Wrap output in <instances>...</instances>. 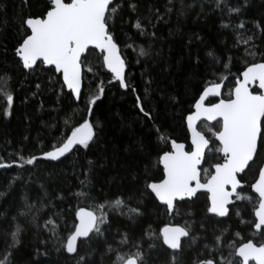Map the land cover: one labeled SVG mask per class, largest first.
Returning a JSON list of instances; mask_svg holds the SVG:
<instances>
[{"label": "snow or ice", "instance_id": "snow-or-ice-1", "mask_svg": "<svg viewBox=\"0 0 264 264\" xmlns=\"http://www.w3.org/2000/svg\"><path fill=\"white\" fill-rule=\"evenodd\" d=\"M21 3L27 6L28 0H21ZM260 3L264 5V0H260ZM251 6V0H157L146 6H142L141 0H43L38 13L29 12L25 16L22 20L24 35L17 41L14 54L25 72L34 73L39 62L51 66L47 71L54 67L55 72L61 74L62 86L56 93L57 103L64 88L68 89L64 95L79 102L85 95L86 73H91L95 78L103 69L111 73L121 89L130 87L125 72L127 61L121 54V41L116 31L118 22L121 29L130 24L140 38L149 41L146 48L143 44H137L135 37L129 36L127 40L131 43L125 42V48H132L138 58L147 57L153 59L154 63L163 60L165 67L162 71L165 72L168 71L163 55L166 38L158 35V26L171 25L173 15L176 26L169 27L170 37L183 34L181 19L198 7L193 20L206 21L210 16H217L220 29H231L232 43L229 46L227 40L221 41L225 45L221 55H216L213 50L206 53L210 63L198 80L200 88L197 89L199 96L193 106L195 111H190L186 117L192 150L185 151L184 144L177 143L175 139L168 140L160 134L158 126H152L157 141L163 142L165 147L170 144L169 150L160 149L151 164L152 167L163 166L162 179L146 176L143 187L129 189L127 196L121 192L114 198L87 208L79 206L81 200L98 198L84 190L88 181L81 180V190L70 194L76 197L77 204L75 207L69 204L68 218H64L63 210L58 214L65 223L66 235L58 231L52 216L40 223V213L52 206L53 199L64 200L61 193L48 199L50 194L44 190L32 203L25 200L23 207L10 218L0 213V242L3 244L0 264H17L15 255L29 229L37 238L42 232H49L50 235L46 239H39L40 246L34 249L25 264H40L42 257L48 264L61 261L62 264H248L250 258L256 264H264V240L257 245L254 239H248L247 242L240 241L239 247H236L239 232L232 233L233 239L228 240L226 234L230 228L213 227L209 238L207 223L214 220L215 224H220L221 220L217 218L227 219L235 209L239 223L255 230L253 237L257 233L264 236V23L254 22V29L250 32L245 29V20L234 23V18L244 16ZM133 16L135 20L131 19ZM193 37L202 42L199 34L192 33L185 47L189 48L188 56L198 67L201 59L198 54L193 56L190 50ZM158 44L160 47H157ZM234 53H239L243 70L238 69L233 74L231 66L237 59ZM89 54L96 55L97 65L88 63ZM221 64L223 72L217 71ZM142 75L146 76V84L150 85L152 78L147 75V70ZM0 80L4 81V86L0 87V98L6 103L3 115L7 117L14 102V93L8 87L10 77L0 76ZM111 83L109 80L108 84ZM229 83L231 86L225 93L224 86ZM252 85H257L256 90H251ZM35 87L39 91L41 85L38 83ZM104 90L105 83L101 80L96 91L88 93L85 104L88 115L81 117L82 122L71 127V116L75 113H70L64 118L62 127L52 125L59 129L60 135L53 141L50 150L42 152L39 157L30 155L25 158L19 154L12 164H0V167L15 165L23 169L24 165H33L39 159L59 161L67 158L78 150L77 146L85 150L91 148L92 144L97 143L99 124L91 122L89 117L94 113L93 106ZM131 90L136 92L134 87ZM159 91L163 94L166 89L160 88ZM148 92L149 88L146 87V97ZM208 97L219 99L216 103H206ZM168 101L173 104L180 102L171 93L168 94ZM144 103V99L136 97L139 112L152 120V109L145 111ZM202 116L208 121H216L217 130L209 127L207 135L197 131L194 123ZM69 127L71 131L67 130ZM150 143L139 139L133 148L125 150L138 153L147 160L152 156ZM213 153L216 162L210 163ZM88 163L92 165L93 162ZM204 163H209V167L204 168ZM253 165L256 166V176L250 189L256 194L255 219L244 220L241 218L243 211L236 202L251 203L254 198L244 193L247 185L242 183L240 174ZM73 170L74 174H80L76 173L75 166ZM125 170L134 182L138 181L139 173L133 165ZM201 170L204 182H201ZM148 171L149 163L146 162L144 172ZM82 174L87 178L90 172L84 170ZM15 179L17 177H12L8 186ZM40 187L45 189L44 184ZM200 189H206L210 195L205 213L199 221L195 219L196 214L189 211L184 215L190 219L184 220L183 224L166 225L159 234L154 232L148 218L155 215L156 210L175 213L178 217L181 213L177 203L184 202L185 198H195ZM4 195V192H0V197ZM120 218L129 223L120 224ZM68 220L72 221L70 225ZM137 228L141 230L137 232Z\"/></svg>", "mask_w": 264, "mask_h": 264}, {"label": "trees", "instance_id": "trees-1", "mask_svg": "<svg viewBox=\"0 0 264 264\" xmlns=\"http://www.w3.org/2000/svg\"><path fill=\"white\" fill-rule=\"evenodd\" d=\"M141 2L142 6H146L149 2L156 3L157 0H141ZM42 3L43 0H28L27 6H23L21 0H0V6H2L0 7V76L7 75L11 78L8 87L14 93V102L7 117L3 115L6 103L0 98V164H12L14 160L18 159L19 154L25 158L30 155L39 157L42 152L50 150L53 141L60 135L59 129L53 128L52 125L56 124L62 127L64 118L70 113H75L71 116V127L82 122L81 117L88 115L85 107L89 98L88 93L96 91L97 84L103 80L105 90L93 106L94 113L89 117L91 122L99 124L98 138L97 143L92 144L91 148L85 150L78 146L77 151H73L67 158H61L59 161L39 159L33 165H24L23 169L15 165L10 168L0 167V192L5 193L4 196L0 197V213H5L10 218L23 207L25 200L32 203L33 200L43 194L44 190L50 194L48 199H52L57 193H61L64 200L53 199L52 206L45 208L40 213V223L52 216L54 223L58 226V231L62 235H66L65 223L58 214L63 210L64 218H68L69 204L71 203L73 207L77 204L76 197L70 194L81 190V180L88 181V186L84 190L90 191L93 197L98 198L96 200H81L79 206L87 208L105 199L114 198L121 192L127 196L129 189L143 187L146 176L161 177L162 171L159 165L152 167L151 164L155 161L160 149L168 150L169 145L165 147L163 142L157 141L152 126H158L160 134L168 140L175 139L178 142L188 143L185 118L190 111L192 112L195 99L199 96L197 89L200 88L198 83L200 74L210 63V58L206 53L213 50L216 55H221L225 50V45L221 41L227 40L230 46L232 32L231 29H220L219 19L215 15L210 16L206 21H194L193 17L199 10L197 7L186 18L181 19V32L183 34L170 37L168 35L169 27L176 26V17L173 15L171 25L160 24L158 26V35L166 38V43L163 44V55L164 59L167 60L168 71L165 72L162 71V68L165 67L163 60L154 63L153 59L147 57L138 58L132 48H125V42L131 43L130 40H127L129 36L135 37L136 43L143 44L146 48L149 41L140 38L130 24L124 25L121 29L118 22L116 31L121 41V54L127 61L125 72L130 87L125 90L121 89L119 83L113 80L112 76L103 69L101 74L95 78L91 73H86L85 95L81 97L79 102H74L64 95L63 93L68 92L64 88L59 97V103H57L56 93L62 86L61 76L53 68L51 71H47V68L41 63H38L34 73L25 72L18 57L14 54L17 41L24 35L22 20L29 12L38 13ZM251 3L252 6L244 16L239 19L234 18V23H239L240 19L245 20V29L249 32L254 29V22L264 23V5L260 3V0H251ZM161 10L163 9L161 8ZM125 19L128 17L125 16ZM131 19L135 20V16ZM192 33H197L202 38L201 42L193 37L190 46L193 56L198 54L201 59L198 67L194 64L193 59L188 56L189 48L185 47L189 35ZM157 47L160 45L158 44ZM242 51L243 48L240 49V52ZM234 55L237 56V59L233 61L231 66L233 74L238 69L243 70L239 53H234ZM88 63L93 66L97 65L96 55L89 54ZM145 70H147V75L152 78L150 85L146 84V76L142 75ZM217 71H224L223 64L217 67ZM234 78L233 76L232 79L234 80ZM109 80L112 81L111 84H108ZM88 81H92V83L89 84ZM38 83L41 85L39 91L35 87ZM3 86L4 81L0 80V87ZM230 86V83L226 84L223 91L226 93ZM133 87L136 89L135 93L131 90ZM146 87L149 88L147 97L145 96ZM160 88H164L166 91L162 94L159 91ZM33 93L36 94L33 95ZM169 93L177 96L180 102L175 104L169 102ZM137 96L144 99L145 111L152 109V120L143 117V114L139 112L136 107ZM71 127L67 130L71 131ZM217 127L218 125L213 124V131ZM139 139L151 142L152 156L148 157L147 160L138 153L125 150L126 148H133ZM89 161L93 162L92 165H89ZM215 161L216 155L213 153L210 163ZM146 162L149 163L147 173L144 172ZM205 164L209 165V163ZM129 165H133L139 173L137 182H134L125 170ZM73 166H75L76 173H80L79 175L74 174ZM255 169L256 166L253 165L242 176V181L247 185L243 191L251 196L253 195L249 191V182L256 175ZM84 170L90 172L87 178L82 174ZM12 177H17V179L12 182L11 186H8ZM41 184H44L45 189H41ZM236 205L243 211L242 219L253 220L254 199L251 203L237 201ZM206 206L205 196L197 194L191 200L177 203L180 216L177 217L175 213H172L169 217L166 212L158 209L156 214L148 219L154 232L159 234L160 228L170 220L183 224L184 220L190 219L184 215L189 211L194 212L196 214L195 219L199 221L205 213ZM217 219L221 220L220 224H215L214 220L207 222L210 229L209 238H211L213 227L230 228V232L226 234L228 240L233 239L232 233L239 232L240 235L236 237V245L248 238L255 240L259 237L258 234L253 237L252 228L239 223L235 209L229 218ZM71 222L68 220L69 225ZM119 223L129 222L120 218ZM197 227H199L198 223ZM140 230L137 228V232ZM49 235V232H42L37 238L29 229L23 236L22 247L15 255L17 264H25L34 249L40 246L39 239H46ZM83 247L81 244V250ZM185 247L187 249V244ZM2 248L3 244L0 242V249ZM227 254L226 251L225 255ZM187 255L190 256L191 254L187 253ZM2 258L3 256L0 255V259ZM40 264H48V261L42 257ZM58 264H62V261Z\"/></svg>", "mask_w": 264, "mask_h": 264}, {"label": "flooded vegetation", "instance_id": "flooded-vegetation-1", "mask_svg": "<svg viewBox=\"0 0 264 264\" xmlns=\"http://www.w3.org/2000/svg\"><path fill=\"white\" fill-rule=\"evenodd\" d=\"M256 88L257 87H254V88H252V90H256ZM214 101H216V98H214V97H211V98H208L207 100H206V103H213ZM200 124H202V125H204V124H208L207 122H201ZM200 124L198 125V129L200 130V131H202L201 129H200ZM213 124H216V122L215 123H213ZM213 124H208V125H210V126H212ZM186 128V127H185ZM217 130V129H216ZM187 131V130H186ZM202 132H204L206 135H207V133L205 132V131H202ZM188 134V133H187ZM178 142V141H177ZM183 143H185L186 144V150L187 151H190V149H191V146H190V144H189V141H188V143H186V142H183ZM169 149H170V145H169ZM168 149V150H169ZM216 162V161H215ZM215 162H212V163H215ZM159 167L161 168V171H162V175H161V177L159 178V179H162L163 178V168L159 165ZM203 167L204 168H208L209 167V165H206L205 163H204V165H203ZM241 175V177L243 176V173L242 174H240ZM256 176V175H255ZM254 180H255V177L249 182V191H250V193L254 196V207H253V209H252V216H253V220L255 219V216H254V210H255V207L257 206V201H256V199H255V197H256V194H254L252 191H251V189H250V185H251V183H253L254 182ZM201 182H204V179H203V170H201ZM242 183H244L245 184V182H243L242 181ZM198 194H202V195H204L205 196V198H206V202H207V205H208V193L207 192H198ZM185 200H191V199H185ZM157 203H159V202H157ZM179 203V202H178ZM168 214V216L170 217L171 216V214H169V213H167ZM176 224H178V223H175V222H173V221H169V222H166L161 228H160V230L162 229V228H164L166 225L168 226V225H172V226H174V225H176ZM255 230L254 229H252V233L254 232ZM258 234V233H257ZM253 236V235H252ZM258 236L259 237H257V238H255V242L257 243V245L259 244V242L261 241V240H264V236H261V235H259L258 234ZM248 239H253V238H248ZM248 239H246V240H244L243 242H247V240ZM236 247H239V244L238 245H236ZM238 260L240 259V258H237ZM248 264H254L253 262H250V263H248Z\"/></svg>", "mask_w": 264, "mask_h": 264}, {"label": "water", "instance_id": "water-1", "mask_svg": "<svg viewBox=\"0 0 264 264\" xmlns=\"http://www.w3.org/2000/svg\"><path fill=\"white\" fill-rule=\"evenodd\" d=\"M97 52H98V50H97ZM19 59V58H18ZM39 63V62H38ZM44 66V65H43ZM44 67H46V68H50L51 66H44ZM53 69H54V67H52ZM55 70V69H54ZM106 70V69H105ZM107 71V70H106ZM108 72V71H107ZM109 73V72H108ZM57 74H59L60 76H61V74L60 73H57ZM110 75H111V73H109ZM61 80H62V77H61ZM254 87H257V85H252L251 86V90H252V88H254ZM65 90L66 91H68V89H66L65 88ZM123 90H125V89H123ZM208 98H211V97H208ZM208 98H206V100L208 99ZM214 98H216V101H214L213 103H216V102H218V99H219V97H214ZM195 111V108L193 107V110H192V112H194ZM190 114V113H189ZM189 114H187V116L189 115ZM186 116V117H187ZM219 119V118H218ZM201 122H207L208 124H213V123H215L216 121H208L205 117H201L199 120H197V121H195V123H194V127L196 128V130L197 131H200L199 129H198V125L201 123ZM185 127H186V130H187V133H188V141H189V144H190V146H191V133H190V131H189V129H188V127H187V121H186V118H185ZM202 132V131H201ZM202 133H204V132H202ZM172 140V139H171ZM177 143H182V144H184L185 145V151H187L186 150V144L185 143H183V142H177ZM218 143V142H217ZM170 145V144H169ZM78 147V146H77ZM192 150V147H191V149H190V151ZM162 168H163V166L162 165H160ZM228 190H230V187H229V189ZM198 192H207V190L206 189H200ZM208 193V192H207ZM254 193V192H253ZM255 194V193H254ZM210 194L208 193V196H209ZM185 199H188V198H185ZM168 226H172V225H168ZM250 262H253L254 264H256V262L254 261V260H252L251 258L249 259V262L248 263H250Z\"/></svg>", "mask_w": 264, "mask_h": 264}, {"label": "rangeland", "instance_id": "rangeland-1", "mask_svg": "<svg viewBox=\"0 0 264 264\" xmlns=\"http://www.w3.org/2000/svg\"><path fill=\"white\" fill-rule=\"evenodd\" d=\"M227 92H228V91H227ZM227 92H226V93H227ZM209 127H212V126H210V125H208V124H204V125L200 124V129H201L202 131H205L206 133H207V129H208Z\"/></svg>", "mask_w": 264, "mask_h": 264}]
</instances>
